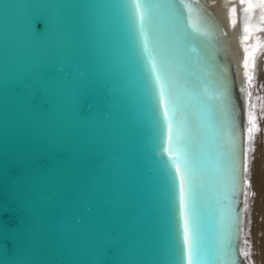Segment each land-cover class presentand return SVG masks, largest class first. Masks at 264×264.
<instances>
[{
  "label": "water",
  "instance_id": "obj_1",
  "mask_svg": "<svg viewBox=\"0 0 264 264\" xmlns=\"http://www.w3.org/2000/svg\"><path fill=\"white\" fill-rule=\"evenodd\" d=\"M246 169L203 0H0V264H246Z\"/></svg>",
  "mask_w": 264,
  "mask_h": 264
},
{
  "label": "bare ground",
  "instance_id": "obj_2",
  "mask_svg": "<svg viewBox=\"0 0 264 264\" xmlns=\"http://www.w3.org/2000/svg\"><path fill=\"white\" fill-rule=\"evenodd\" d=\"M224 29L247 117L246 264H264V0H203Z\"/></svg>",
  "mask_w": 264,
  "mask_h": 264
},
{
  "label": "snow or ice",
  "instance_id": "obj_3",
  "mask_svg": "<svg viewBox=\"0 0 264 264\" xmlns=\"http://www.w3.org/2000/svg\"><path fill=\"white\" fill-rule=\"evenodd\" d=\"M143 19H144L143 16L139 17V20L141 23L143 22ZM196 30L199 31V29H196ZM167 114H168V109L167 107H165L164 108L165 117L167 116ZM168 138L169 140L171 138L170 125H169V131H168ZM178 171L179 170L177 169V172ZM186 207L187 205L184 199V183H183V177L181 176L180 177V208H181V215L183 219V227H184L185 233H187V227H188L187 215L185 214ZM186 258H187L188 264H192V259H193L192 244L190 240L186 242Z\"/></svg>",
  "mask_w": 264,
  "mask_h": 264
}]
</instances>
